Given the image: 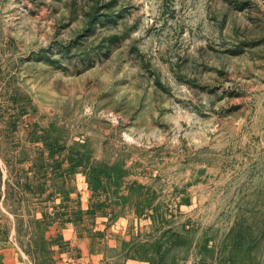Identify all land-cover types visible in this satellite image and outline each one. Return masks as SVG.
Segmentation results:
<instances>
[{"label": "rangeland", "instance_id": "obj_1", "mask_svg": "<svg viewBox=\"0 0 264 264\" xmlns=\"http://www.w3.org/2000/svg\"><path fill=\"white\" fill-rule=\"evenodd\" d=\"M0 264H264V0H0Z\"/></svg>", "mask_w": 264, "mask_h": 264}]
</instances>
